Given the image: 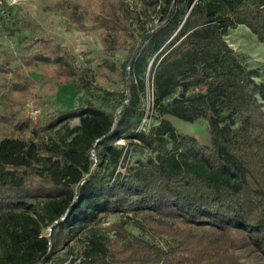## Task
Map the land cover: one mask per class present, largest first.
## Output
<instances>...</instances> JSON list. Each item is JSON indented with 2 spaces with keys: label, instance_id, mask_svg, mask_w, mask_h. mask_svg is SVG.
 Returning <instances> with one entry per match:
<instances>
[{
  "label": "trees",
  "instance_id": "trees-1",
  "mask_svg": "<svg viewBox=\"0 0 264 264\" xmlns=\"http://www.w3.org/2000/svg\"><path fill=\"white\" fill-rule=\"evenodd\" d=\"M160 1V23L133 45L118 18L91 17L110 31L112 48L131 54L126 63L98 67L103 79L125 76L117 114L91 101L52 111L44 125L0 113V264H252L239 253L244 248L264 264V81L226 39L245 25L264 44V0H153ZM70 4L76 12L78 3ZM0 74L14 90L42 84L51 94L67 84L90 90L95 81L75 54L45 37L21 66L0 61ZM151 84L154 124L137 132ZM112 95L105 90L103 102ZM166 115L206 118L211 144L179 132ZM72 118L79 123L70 127ZM60 124L67 128L61 139H35ZM26 131L30 138L20 136ZM121 138L150 152L124 173L117 171ZM117 213L143 215L137 226L175 243L135 235L127 219L113 222L112 234L99 230ZM83 233L86 248L68 262L61 251Z\"/></svg>",
  "mask_w": 264,
  "mask_h": 264
},
{
  "label": "rangeland",
  "instance_id": "rangeland-1",
  "mask_svg": "<svg viewBox=\"0 0 264 264\" xmlns=\"http://www.w3.org/2000/svg\"><path fill=\"white\" fill-rule=\"evenodd\" d=\"M9 1L13 3L10 4ZM73 2L78 3L76 12L70 4ZM84 5V0H0V61L15 68L21 66L25 56L36 48V41L45 37L51 39L56 47L75 54L78 64L88 68L95 76L94 86L90 90L67 84L56 94H51L46 92L42 84H39L34 91L14 90L10 81L0 74V84L4 86L3 91L0 92V113L9 115L14 113L11 117L19 120L30 117L33 109L38 106L44 109L36 124L44 125L52 111L74 109L90 101L116 114L120 111L122 101L118 92L125 88V76L121 72H115L114 80H107L100 77L97 72L100 64L108 60L126 63L131 54L129 49L123 47L112 48L110 31L96 26L91 17L94 13L101 12L118 18L123 28V35L133 45L143 39L142 35L146 34V30L149 31L160 23L162 1L154 3L153 0H92L89 7ZM75 15L83 17L85 26L81 23H72V17ZM226 39L241 54L248 67L259 71L256 81H264V44L257 36L247 26L238 25L230 31ZM34 76L41 79L39 74ZM105 90L113 92L112 99L108 103H104L102 98ZM149 90L151 91V88ZM96 95H101V98H97ZM145 112L144 103V114ZM165 117L179 132L193 135L202 143L211 144L212 138L206 118L190 122L173 115ZM148 119L150 120V117ZM154 119L152 117L150 120L151 124ZM78 123V118L66 122L70 127ZM63 125L43 131L35 139L39 141H49L50 138L61 139L67 133V128ZM2 136L0 126V140ZM20 136L30 138L32 135L26 131ZM123 142L131 149L130 155L127 152L124 157V163L128 160V167L150 156V152L141 147L137 140L124 139ZM93 159L97 161L98 157L93 154ZM249 179L251 184L256 186L254 180ZM120 219H127L126 227L133 234L155 244L169 246L175 243L172 237H153L150 232L137 226L136 222L145 223L146 220L143 215L136 213L112 214L103 218L98 228L112 234L111 224ZM49 230L50 228L44 231ZM86 239L83 233L71 240L61 251L68 256V262L84 251L87 245ZM239 253L249 263L263 262L260 253L250 248L241 249Z\"/></svg>",
  "mask_w": 264,
  "mask_h": 264
},
{
  "label": "built area",
  "instance_id": "built-area-1",
  "mask_svg": "<svg viewBox=\"0 0 264 264\" xmlns=\"http://www.w3.org/2000/svg\"><path fill=\"white\" fill-rule=\"evenodd\" d=\"M12 3L13 2L11 1L10 4H12ZM149 88H151V91L149 90ZM144 103H145L146 112H145L144 116L142 117L141 123L136 128L137 132L149 131L151 126L154 124V122H152V124H151V121H150L152 119V117H154V114H153L154 113V107H153L154 106V87L152 84L148 85V87H147V94H146V97L144 99ZM43 109L44 108H40V107L36 106L33 109V111L31 112L30 117L33 119V121L35 123H38V121L40 120ZM149 117H150V120L148 119ZM124 139L125 138H121L117 141V144L124 147L123 157H122L121 162L117 168V171H120L123 173L128 168V165H127L128 160H127V163L126 162L124 163V157L127 154V152H129V155L131 152V149L128 148V144L123 142Z\"/></svg>",
  "mask_w": 264,
  "mask_h": 264
},
{
  "label": "water",
  "instance_id": "water-1",
  "mask_svg": "<svg viewBox=\"0 0 264 264\" xmlns=\"http://www.w3.org/2000/svg\"><path fill=\"white\" fill-rule=\"evenodd\" d=\"M144 39V38H143ZM143 39L141 40V42L143 41ZM139 46V45H138ZM138 48V47H137ZM53 228V226L50 228V230Z\"/></svg>",
  "mask_w": 264,
  "mask_h": 264
},
{
  "label": "crops",
  "instance_id": "crops-1",
  "mask_svg": "<svg viewBox=\"0 0 264 264\" xmlns=\"http://www.w3.org/2000/svg\"><path fill=\"white\" fill-rule=\"evenodd\" d=\"M168 119V118H167Z\"/></svg>",
  "mask_w": 264,
  "mask_h": 264
}]
</instances>
